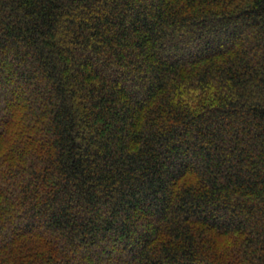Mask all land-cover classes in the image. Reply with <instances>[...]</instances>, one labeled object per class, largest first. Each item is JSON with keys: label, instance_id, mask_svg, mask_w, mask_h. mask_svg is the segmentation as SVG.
<instances>
[{"label": "trees", "instance_id": "trees-1", "mask_svg": "<svg viewBox=\"0 0 264 264\" xmlns=\"http://www.w3.org/2000/svg\"><path fill=\"white\" fill-rule=\"evenodd\" d=\"M0 264H264V0H0Z\"/></svg>", "mask_w": 264, "mask_h": 264}]
</instances>
